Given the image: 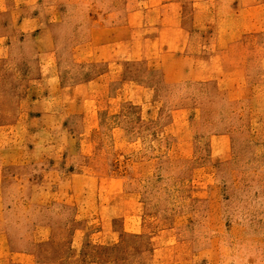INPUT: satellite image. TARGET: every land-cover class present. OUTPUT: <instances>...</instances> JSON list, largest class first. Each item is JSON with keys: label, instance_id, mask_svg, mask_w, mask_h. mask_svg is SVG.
Segmentation results:
<instances>
[{"label": "rangeland", "instance_id": "obj_1", "mask_svg": "<svg viewBox=\"0 0 264 264\" xmlns=\"http://www.w3.org/2000/svg\"><path fill=\"white\" fill-rule=\"evenodd\" d=\"M160 1L0 0V264H264V0Z\"/></svg>", "mask_w": 264, "mask_h": 264}, {"label": "crops", "instance_id": "obj_2", "mask_svg": "<svg viewBox=\"0 0 264 264\" xmlns=\"http://www.w3.org/2000/svg\"><path fill=\"white\" fill-rule=\"evenodd\" d=\"M158 1H159V3L161 2L160 0H158ZM171 4L172 3L167 1L164 5L166 7H170ZM195 4L197 5V3H195ZM136 10L137 9H135L134 15L136 17H138L139 12ZM197 14L195 13L194 16L197 17ZM172 16L174 17V15H172ZM172 16H171V11L162 12L160 25L158 26L159 27V29H158L159 34H158V37L155 38L154 42L155 43L158 42L161 44V43H163L164 40H166V38H170V41L175 42L174 40H176V37H174V36L177 35L179 31H181L183 35L181 34L180 37H181V39L184 37L182 42H183L184 46H186V48L188 49V54L186 55V57L190 58V59L197 58L198 56H197V54L195 55V52H196V50H197V52L200 51V49L198 48V46L196 49L194 48V45L196 43V38H197V35H195L196 30L191 29L190 27L185 28L183 26V22L181 23V26L179 27V22L175 23L174 21H172ZM193 25H195V24H193ZM116 39H117V45H118V47H120V43L122 42V39L119 36ZM178 40H179V36H178ZM199 57H200V55H199ZM209 58H211V60H213V62H215L216 59L219 58V56L214 54V55H211ZM211 65L214 66V63H212Z\"/></svg>", "mask_w": 264, "mask_h": 264}]
</instances>
